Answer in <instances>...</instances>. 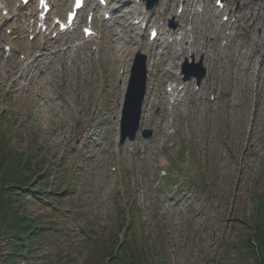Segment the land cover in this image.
<instances>
[{
    "label": "rangeland",
    "instance_id": "obj_1",
    "mask_svg": "<svg viewBox=\"0 0 264 264\" xmlns=\"http://www.w3.org/2000/svg\"><path fill=\"white\" fill-rule=\"evenodd\" d=\"M9 27L13 29V25ZM239 27L231 55L245 44ZM258 32L264 34L259 30L255 36ZM9 38L26 53V34L24 40L15 33ZM135 38L138 44H147V37ZM3 45L0 41L4 56ZM92 46L90 43L95 58ZM211 46L206 50L208 59L214 54ZM136 47H132L128 65ZM13 57L9 64L20 62L17 55ZM156 57L161 66L166 61L172 63V56ZM94 62L95 87L91 81L73 84L72 70L73 76L69 79L66 75L55 88L61 92L64 106L57 114L50 111L54 117L47 127L40 124L43 101L33 105L32 98L27 103L29 99L20 98L21 93L10 86L0 89V152L13 154V159L33 158L37 168L50 172L49 183L36 190L37 198L21 195L23 210L41 228L36 255L45 254L46 245L50 248L49 264L104 263L101 246H107V241L117 248L122 240L117 228L125 218L118 206L129 210L132 204L136 210L127 212L132 253L122 257L120 264H130L133 257L140 264H259L256 246L249 248L245 239L257 238L256 231L264 235V92L256 105L255 83L248 94L243 86L221 92L224 86L216 81L217 100H209L213 90L207 88L198 93L204 94L205 101L190 103L186 112L172 110L177 114L176 129L164 140L160 129L172 112L167 103L159 104L143 126L152 129L153 135L138 139L131 153L126 146L129 142L120 149L114 142L119 137V71L112 74L108 65ZM181 72L179 64L171 82L179 84ZM167 83L166 77H159L154 96L163 92ZM49 89L54 91L50 85ZM228 93L232 101H228ZM67 99H73L74 104H68ZM63 113L68 121L64 129L58 125ZM256 128L257 136L252 139ZM251 142L256 145L255 152L249 151ZM48 191L54 193L48 196ZM56 197H62L61 201ZM1 237L8 240L0 236V264H10L4 263L2 253L9 247ZM54 244L65 249L55 251ZM12 263L19 264L17 260Z\"/></svg>",
    "mask_w": 264,
    "mask_h": 264
},
{
    "label": "bare ground",
    "instance_id": "obj_2",
    "mask_svg": "<svg viewBox=\"0 0 264 264\" xmlns=\"http://www.w3.org/2000/svg\"><path fill=\"white\" fill-rule=\"evenodd\" d=\"M164 0H162L163 2ZM176 0H168V2H175ZM190 0H179L180 5H186ZM238 3H240L242 6L244 5L243 9H240L239 15L237 16V21L240 22L242 26L241 28V38H245L246 43L245 47L242 49H239L235 54L232 55V58L236 57L239 61L235 63L233 61V67L236 69H241L244 72V75L242 78H240L239 75H236L235 72H233L230 69L229 64H225V67L223 66L224 71L221 74L220 81L222 83H232L235 85V88H239V85L243 86L245 89V92H248L249 86L251 84V77L250 73L254 66H256L257 62H260L262 66H264V54L262 53V45L259 40L253 37L252 30L260 29L264 26L263 21L261 18L264 16V5L262 4H253L246 3L243 0H236ZM64 4L55 3L54 10L56 9V12L60 13L62 12L63 8L69 4V0H63ZM62 2V3H63ZM119 3H123V0H119ZM134 3V2H133ZM0 4L3 6L1 12L3 10H7L6 8V1L0 0ZM21 6L22 2H20ZM31 10V16L29 18H33V14L35 11H37V7L34 9V5H30ZM20 9L19 7L15 6L14 12H18ZM139 9L135 5L129 6V9L125 10V12H121V14L117 15V18L109 23L108 25H105L103 22H100V27L102 28L101 35L103 36V39H106L108 42L106 45H102L99 47V50L101 54H103L104 63L109 66L110 72L113 74L116 71V64H119L120 69H125L124 72V79H123V86H125L126 79L128 77V69H126L127 65V58L129 53L131 52V48L133 46H137V41L128 35V32L125 30L127 27V20L130 18L131 15H137L135 19L143 18V22L146 19V14H140L138 11ZM115 11V8H107L104 11L103 17L105 13L107 12H113ZM248 11L250 12V15L248 14ZM143 12V11H141ZM167 13H172L168 11V7L163 3L162 6L158 10L155 11L154 15L150 17V21L154 22L158 15L162 14V16L166 15ZM175 16V15H172ZM215 16L212 17V22L210 21L211 28L208 29L207 33L212 32L214 34V38L212 41L214 42L212 46L214 47V50L217 47V42L219 39H221L224 36L223 30L221 29H214V26H219V23H216ZM176 18L178 16H175ZM189 21L188 16L184 15L183 22ZM2 21V20H1ZM0 21V28L3 24H1ZM6 21H8L6 19ZM105 21V20H104ZM193 21V20H191ZM224 26V25H222ZM133 27V25H132ZM21 32H24V30H20ZM131 32H133V28H131ZM79 35L75 36V39L77 41L76 45L72 50H63L57 45V43H62L65 39L61 38L56 40L55 42L51 39H45L46 37H42L44 39L41 40V45L39 44H30V47L39 49V52H43L40 57H35L31 55V49L28 50L27 54L28 57L26 58V61H22L18 64H9L8 62L4 61L3 57L0 55V89L4 87H12L16 88L14 90L15 93L18 95L21 93L20 98L25 99V97H22L23 95L26 96L27 99L32 98L33 105L37 104L40 100L43 101L42 105H40V112H41V119L40 124H46L51 125L53 117L50 113V111L57 112L60 104L56 103V101L60 100L59 93H55L54 91H51L49 89V85L52 86L54 89L56 85L61 84V80L64 78L65 74L68 71L75 70L77 73L80 71L83 72V75L89 74L90 71H88L89 65L92 61L90 58V54L84 53L77 57L76 52L81 51L84 52L85 50H88V42L84 41L85 37L84 34L82 38ZM209 37V35H207ZM5 38V37H2ZM70 38V37H69ZM98 38V37H97ZM7 39V38H5ZM4 39V40H5ZM69 40V39H68ZM84 41V42H81ZM68 44H71L68 42ZM166 44V43H162ZM63 47L65 44H62ZM165 47L168 51L170 46L166 44ZM42 46V49H41ZM72 47V46H71ZM173 47V46H172ZM54 51V54L51 53V50H57ZM157 47H153L152 45H148L147 47V54H149L152 50H155ZM199 50V49H198ZM201 52V50H199ZM116 54L118 56L116 57ZM187 53V47L182 46L181 49L177 50L174 54L172 65L168 66L165 69V73L171 76H175L173 73V69H175V63L176 59ZM198 54V53H197ZM203 54V52H202ZM224 55H228L227 50H224ZM82 56V62L83 65H72L70 63L69 58L72 60L81 59ZM33 59V60H32ZM131 60V59H130ZM212 64L216 61V54H214V57L209 59ZM77 62V60H76ZM149 70L150 75L148 77V95L145 101L144 110H152L155 105V100H153L150 96L153 94L154 87L151 86V75L154 76L155 73H158L161 71V68L156 69L155 65L149 64ZM207 68L208 74H209V67L205 66ZM119 69V70H120ZM211 73H210V82H212L215 78L212 76L214 72V66L212 65L210 67ZM152 70V74H151ZM157 70V72H156ZM262 70V77L259 76V80L264 79V68ZM238 73V70H237ZM169 77V78H170ZM214 78V79H213ZM86 80V78H85ZM17 82V85L15 83ZM207 87H203L205 89ZM124 90V89H123ZM215 90V89H214ZM26 92V93H25ZM259 92H264V81L260 84ZM23 93V94H22ZM35 95V97H32ZM165 96V94H164ZM162 96L164 99L165 97ZM18 99V98H17ZM199 99H203V97H199ZM31 100H27V103H29ZM52 103V105H49ZM67 117L65 115H62L58 119L59 125L62 126V128L65 127ZM257 136V128L254 131V136L252 139ZM256 145L251 142L249 151L255 152Z\"/></svg>",
    "mask_w": 264,
    "mask_h": 264
},
{
    "label": "trees",
    "instance_id": "obj_3",
    "mask_svg": "<svg viewBox=\"0 0 264 264\" xmlns=\"http://www.w3.org/2000/svg\"><path fill=\"white\" fill-rule=\"evenodd\" d=\"M0 168L3 169L0 173V234L13 241L12 255L17 256L25 249L23 241L25 239L29 242L33 241L35 234L33 232L29 235V231L33 228L26 216L21 217L18 213H13L12 208L16 202L12 198L14 197L12 192L22 191L27 186L36 187V184H33L36 172L32 167V159H25L22 156L13 159L1 154ZM27 192L33 196L30 190ZM256 233L257 238L253 239L249 236L245 241L249 248L252 245L256 246L259 253V264H264V235L259 231ZM110 260L115 262L116 258L112 256Z\"/></svg>",
    "mask_w": 264,
    "mask_h": 264
},
{
    "label": "snow or ice",
    "instance_id": "obj_4",
    "mask_svg": "<svg viewBox=\"0 0 264 264\" xmlns=\"http://www.w3.org/2000/svg\"><path fill=\"white\" fill-rule=\"evenodd\" d=\"M87 31V30H86Z\"/></svg>",
    "mask_w": 264,
    "mask_h": 264
}]
</instances>
